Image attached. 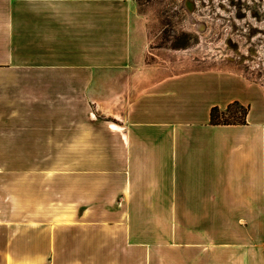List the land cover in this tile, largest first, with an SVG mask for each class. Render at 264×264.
<instances>
[{"label": "crops", "instance_id": "crops-1", "mask_svg": "<svg viewBox=\"0 0 264 264\" xmlns=\"http://www.w3.org/2000/svg\"><path fill=\"white\" fill-rule=\"evenodd\" d=\"M143 42L131 0H0V70L84 73L69 111L0 87V264H264V87L156 76Z\"/></svg>", "mask_w": 264, "mask_h": 264}, {"label": "rangeland", "instance_id": "rangeland-1", "mask_svg": "<svg viewBox=\"0 0 264 264\" xmlns=\"http://www.w3.org/2000/svg\"><path fill=\"white\" fill-rule=\"evenodd\" d=\"M131 8L133 24L144 34L142 65L152 67L156 76L214 69L238 73L264 87V0H131ZM44 73L67 75V82L37 83L43 72L2 69L0 87L5 90L6 81L18 79L7 89L16 90L14 96L19 98L14 100L19 103L25 102L27 91L58 90L60 85L68 92V111L74 109L73 93L80 87L74 76L83 72ZM246 109L234 103L229 109H219L216 120L243 123ZM24 118L18 116L20 121Z\"/></svg>", "mask_w": 264, "mask_h": 264}, {"label": "trees", "instance_id": "trees-1", "mask_svg": "<svg viewBox=\"0 0 264 264\" xmlns=\"http://www.w3.org/2000/svg\"><path fill=\"white\" fill-rule=\"evenodd\" d=\"M230 108V107H229ZM228 108V109H229ZM247 110V109H246ZM220 112V110H219V108H213L212 109V112H211V122L212 123H216V124H218V123H222V122H218L217 120H216V118H217V116H218V113ZM245 114H246V112H245ZM226 123V122H225Z\"/></svg>", "mask_w": 264, "mask_h": 264}]
</instances>
